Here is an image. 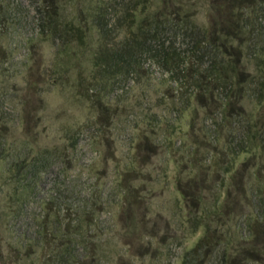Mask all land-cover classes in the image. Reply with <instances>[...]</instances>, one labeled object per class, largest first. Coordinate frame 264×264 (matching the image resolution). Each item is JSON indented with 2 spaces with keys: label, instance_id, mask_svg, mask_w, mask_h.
Wrapping results in <instances>:
<instances>
[{
  "label": "rangeland",
  "instance_id": "rangeland-1",
  "mask_svg": "<svg viewBox=\"0 0 264 264\" xmlns=\"http://www.w3.org/2000/svg\"><path fill=\"white\" fill-rule=\"evenodd\" d=\"M150 19L243 70L239 113L113 60ZM194 262L264 264V0H0V264Z\"/></svg>",
  "mask_w": 264,
  "mask_h": 264
},
{
  "label": "trees",
  "instance_id": "trees-1",
  "mask_svg": "<svg viewBox=\"0 0 264 264\" xmlns=\"http://www.w3.org/2000/svg\"><path fill=\"white\" fill-rule=\"evenodd\" d=\"M36 9L38 11L36 22L41 26L40 28L42 32H45L56 22V16L51 14L49 10H46L44 4L40 6L37 2ZM68 26L72 27L74 32H76V36L79 38L82 37V26L78 24H68ZM180 27L181 25H178L172 20H169L165 23H162L161 20L152 21L151 19L147 22L142 21V24L138 26L137 31L132 32L130 36L126 37L122 41L119 48H116V50L113 51L112 58L115 61L121 60L127 64H131L135 60H140L142 65L141 67H144V69L148 72L149 69L143 66L144 62L147 60L153 61L162 71L167 72L168 76L171 79L176 80L180 85H183L187 82L186 85L188 86L189 81H187V76L189 75L194 77L193 82L200 89L197 93L199 97L208 96V98H210L214 95V91L218 90L221 101H224L223 103L226 101V104L230 103L232 106L231 109L230 107L227 108V106H225V109L227 108L231 114L239 113L238 107H235L236 104L232 102L233 100L231 101L229 98V100H225V97L229 95L228 91L230 90L231 93L233 89L232 84L229 83L226 78L232 77L233 75L234 78L237 77V80L241 81L243 80V70H239L237 66H225L226 64L224 62L216 63V61L214 62L213 58L208 59V51H206V47L203 46L201 40L199 41V39H197L194 43L191 41L192 44L189 46L180 44L181 36L177 33L179 30H183ZM54 31L57 32V34H60V31L57 29ZM194 56L199 59V62H196L195 60L193 61ZM190 58L191 60L189 61ZM97 59L100 62L106 61V58L103 59L100 55L97 56ZM194 62L198 64H194ZM201 63L208 64L206 66H197ZM107 68H109V70L115 68L111 71H116L119 66H108ZM132 70L133 69L127 70L126 73L128 74L126 76H128L130 73V75L134 74ZM129 78L130 77L127 79ZM127 79L119 82V87L117 88L121 89L124 85H126ZM188 88L191 90L196 89V87L191 86ZM244 148L245 145L240 142L238 144L237 151H244ZM177 187L178 189L182 190V192L184 191L178 182ZM203 240L204 237H200L195 247L190 250V253L200 252L202 248L201 246L204 244ZM194 253L191 255V259L193 261L195 260L193 258L195 255ZM191 264H195V262Z\"/></svg>",
  "mask_w": 264,
  "mask_h": 264
},
{
  "label": "built area",
  "instance_id": "built-area-1",
  "mask_svg": "<svg viewBox=\"0 0 264 264\" xmlns=\"http://www.w3.org/2000/svg\"><path fill=\"white\" fill-rule=\"evenodd\" d=\"M9 16H10V18L17 17V19L20 20L21 23L23 24L22 30H21L23 32V36L21 38L22 40L20 43H18V45L23 49V52L21 54V56L23 57L24 55H26V41L31 37V35H33L34 33H36L39 30V26L37 25V22L34 20L36 22V24L34 23L35 24L34 29H32V32H31V19H30V16L28 13L26 15L20 16L19 12H15V16L12 17L13 15H11L9 12ZM6 17H7V15H6ZM144 65L151 72L154 71V73L158 76H168V73L165 71H162L159 68V66L153 61L147 60L144 62ZM127 85L128 84L126 83V85H124L120 90H122L123 88H127Z\"/></svg>",
  "mask_w": 264,
  "mask_h": 264
}]
</instances>
